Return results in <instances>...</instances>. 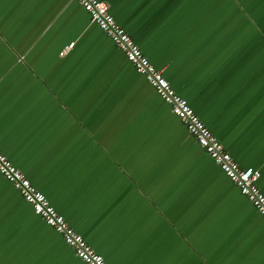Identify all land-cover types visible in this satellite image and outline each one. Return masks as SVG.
<instances>
[{
	"label": "crops",
	"instance_id": "obj_1",
	"mask_svg": "<svg viewBox=\"0 0 264 264\" xmlns=\"http://www.w3.org/2000/svg\"><path fill=\"white\" fill-rule=\"evenodd\" d=\"M100 1L264 194V0ZM0 151L107 264H264V219L74 0H0ZM0 264H85L1 174Z\"/></svg>",
	"mask_w": 264,
	"mask_h": 264
},
{
	"label": "built area",
	"instance_id": "obj_2",
	"mask_svg": "<svg viewBox=\"0 0 264 264\" xmlns=\"http://www.w3.org/2000/svg\"><path fill=\"white\" fill-rule=\"evenodd\" d=\"M94 23L123 53L135 71L144 77L160 99L170 106L172 113L185 126L187 133L207 153L223 174L235 185L264 219V194L257 185L259 172L251 167H241L223 148L216 137L205 127L186 100L175 93L162 71L155 68L142 54L133 39L117 24L109 13L108 4L100 0H74ZM72 47V44L68 48ZM67 48V49H68ZM0 174L10 183L33 212L58 233L72 249L74 255L85 264H107L103 257L75 232L64 218L50 205L24 174L15 168L0 151Z\"/></svg>",
	"mask_w": 264,
	"mask_h": 264
}]
</instances>
